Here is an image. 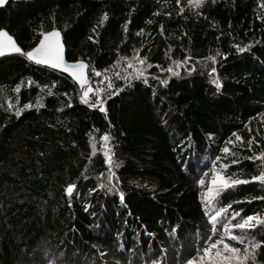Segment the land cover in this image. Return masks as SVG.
<instances>
[{"label":"trees","instance_id":"16d2710c","mask_svg":"<svg viewBox=\"0 0 264 264\" xmlns=\"http://www.w3.org/2000/svg\"><path fill=\"white\" fill-rule=\"evenodd\" d=\"M259 5L260 0H206L200 9H189L187 0L179 5L176 0H11L1 9L0 29L25 51L38 44L42 32L58 29L68 60H86L102 73L108 69L123 91L103 97L105 114L80 102L79 85L68 75L20 55L0 59V264H184L195 255L211 228L197 180L215 156L230 163L220 151L226 141L235 142L229 146L240 160L227 175L250 179L264 170L259 161L247 159L264 151V8ZM235 45L250 47L239 54ZM217 52L219 91L207 74L212 63L201 67ZM137 53L153 65L145 73L148 84L127 86L114 74L133 72L121 58ZM185 57L192 58L186 64L195 71L172 63ZM169 67L180 75L165 71ZM102 78L93 76L92 86ZM53 82L54 95L48 96L42 89ZM17 85L20 93L14 91ZM100 86L106 88L107 81ZM9 99L15 108L5 111ZM37 101L44 107L14 115L16 108ZM104 133L112 137L113 158L120 164L113 169L116 193L98 187L109 174ZM72 183L77 190L70 200L65 189ZM261 196L264 187L253 182L220 199L243 210L242 217H264V201L254 199ZM175 226L173 238L168 233ZM254 234L264 237V227ZM256 264H264V247L257 250Z\"/></svg>","mask_w":264,"mask_h":264},{"label":"snow or ice","instance_id":"6c2138e0","mask_svg":"<svg viewBox=\"0 0 264 264\" xmlns=\"http://www.w3.org/2000/svg\"><path fill=\"white\" fill-rule=\"evenodd\" d=\"M9 0H0V7L5 6ZM212 3H216V0H211ZM181 0H176V4L179 5ZM206 0H187V5L189 9H200ZM261 8H264V0H260ZM185 9L180 8V13H184ZM171 15V13H169ZM197 15L199 13L197 12ZM107 13L104 14L103 20H107ZM103 20L101 23H103ZM125 32H127V25L124 26ZM143 30H141L142 32ZM161 33H163V26L161 25ZM137 35H140L138 32ZM92 39V37H89ZM250 46L241 47L240 45H235L237 53L243 54L248 51ZM64 43L62 41L61 32L58 29L53 28L51 31L42 32L41 39L39 43L31 48L28 51H25L21 46L18 45L15 38L9 34L5 29H0V57H4L12 54H19L26 58L27 61L33 62L36 65H43L48 68H51L55 71L61 73H66L72 78V80L79 85L80 94L79 100L82 104L87 105L90 108L98 109L100 112L105 113L107 109L105 107L106 100L103 98L107 96L118 95L119 92L123 91L122 88L116 87L113 79L107 75L108 69H105L103 73L97 71L95 68H91L90 62H85L84 60H77L74 63H68L65 60L64 56ZM221 55L219 52L216 55L208 56L201 62L202 68H207V62L212 63V67L208 70L207 74L211 79V84H213L217 91L222 88V82L217 75V68L215 64L217 63V56ZM126 61L127 68H133L134 71L129 73L125 69V75H121L120 72H116L115 78L118 80H124L127 86H131L133 81L142 80L144 84H148V77L145 74L147 69L152 68L153 65L147 63V58H142L137 53L133 58L129 59L127 57H122ZM191 57H185V61H175L172 63L176 67L184 66L189 73L195 71V67L187 68L186 62L191 61ZM117 64L120 63V60L116 61ZM146 65V67H145ZM156 67H160L156 65ZM91 71V76L89 75ZM165 71L171 73L172 76H179L180 73L175 71L173 67L167 68ZM103 77L102 80L97 82V86H92V77ZM156 80L160 78L158 76L153 77ZM107 81L106 88L101 87L100 85L104 84ZM162 84L167 85V80H161ZM34 83V81L29 80V87ZM56 84L53 82L52 87L49 88L48 85H44L43 90H47L48 96H53L54 93L52 88H55ZM2 91V89H0ZM16 93H20L21 86L17 85L14 89ZM64 95H67L65 93ZM68 107H72L71 99L67 104ZM33 107L43 108L44 105L37 101L36 105L32 103H27L23 105V108H16L14 115L19 118L25 110H30ZM15 108V105L9 99L7 108L5 111H11ZM251 131V129H249ZM233 136L236 137V141H239L243 145V138L233 133ZM103 142L101 147L103 148V157L105 158V163L108 166V176L105 182L99 184L100 189L106 190L107 193H116L118 188L116 184L113 183L115 178L114 168H119L120 164L114 160V151L113 145L110 143L112 137L108 133H104L100 137ZM255 142V138L248 141V149L252 150V145ZM235 146V142L229 139L226 141V146L223 147L220 151L224 154V157H231L230 163H222V156L217 155L212 162V168L208 171H203L202 175L198 178L197 184L202 189L200 193L201 203L204 208V214L208 217V223L211 225L210 232L206 237H202L201 246L195 248V255L187 258L184 261V264H249L251 261L252 264H256L257 260V250L261 247H264V237L257 238L254 234V231L264 227V217L259 213L253 215H247L246 217L241 216L240 211H234L232 209V204L223 205L222 200L220 199L222 195L230 190L238 188L240 185H247L253 182H258L262 187H264V170L260 171L259 175H253L250 179H240L236 178V174L229 176L226 174V171L232 166L240 163L239 158H237L236 153L232 150V147ZM92 155L95 156L97 153L96 144L93 143ZM250 161H259L260 164L258 167L264 168V151H261L259 155L253 154L247 157ZM219 163V168L217 169L216 165ZM209 171L212 172V175L209 179ZM103 176V173L100 174ZM88 179L87 176L84 177ZM207 184L206 190L205 186ZM77 190V185L75 183L68 184L65 189L66 196L71 200L74 198ZM92 191H96L93 189ZM119 198L124 201V193L119 192ZM254 199L264 201V196L255 197ZM252 203V200L247 201ZM237 217H240V221L233 223ZM241 230L240 234H236L235 230ZM179 226L173 227L169 231V236L175 238L178 234ZM235 242L238 245L243 246L237 247L234 246ZM95 247V246H94ZM99 256L104 257L105 252L99 251ZM48 264H53L52 260H49ZM152 264H160V261L154 260Z\"/></svg>","mask_w":264,"mask_h":264},{"label":"water","instance_id":"95a60500","mask_svg":"<svg viewBox=\"0 0 264 264\" xmlns=\"http://www.w3.org/2000/svg\"><path fill=\"white\" fill-rule=\"evenodd\" d=\"M11 0H9V2H10ZM13 1H15V2H19V1H22V0H13ZM8 2V3H9ZM8 3L5 5V6H3V7H0V10L1 9H3V8H5L7 5H8ZM60 31V30H59ZM61 32V31H60ZM10 34V33H9ZM11 35V34H10ZM61 35H62V41H63V43H64V49H65V52H64V56H65V60L68 62V63H74V62H76V61H70V60H68V58H67V50H66V45H65V42H64V38H63V33L61 32ZM14 37V36H13ZM15 38V37H14ZM15 40H16V38H15ZM16 42H17V40H16ZM18 43V42H17ZM39 43V42H38ZM19 45V44H18ZM20 46V45H19ZM13 55H19V54H12V55H7V56H13ZM7 56H4V57H7ZM4 57H0V59L1 58H4ZM85 62H88V61H86V60H84ZM43 66V65H42ZM90 66H91V63H90ZM64 74H66V73H64ZM66 75H68V74H66ZM70 77V76H69ZM71 78V77H70Z\"/></svg>","mask_w":264,"mask_h":264},{"label":"rangeland","instance_id":"374dc122","mask_svg":"<svg viewBox=\"0 0 264 264\" xmlns=\"http://www.w3.org/2000/svg\"><path fill=\"white\" fill-rule=\"evenodd\" d=\"M216 167H217V169L219 168L218 165H216ZM205 168L209 170V169L212 168V165L206 166ZM208 170H206V171H208ZM211 175H212V172L209 171V177L206 178V180L209 179V178L211 177ZM206 187H207V184H206V186H205V190H206ZM201 190H202V189H201Z\"/></svg>","mask_w":264,"mask_h":264}]
</instances>
